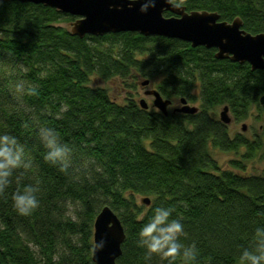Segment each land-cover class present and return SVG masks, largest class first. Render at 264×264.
Masks as SVG:
<instances>
[{"label":"trees","instance_id":"trees-1","mask_svg":"<svg viewBox=\"0 0 264 264\" xmlns=\"http://www.w3.org/2000/svg\"><path fill=\"white\" fill-rule=\"evenodd\" d=\"M171 1L187 11H216L220 20L239 17L244 30L264 32V0ZM72 18L40 3L0 1V130L16 135L32 161L22 183L40 187V206L28 216L12 208L14 180L0 193V264H94L93 220L104 205L125 234L116 264H145L136 233L156 204L182 218L181 239L199 249L195 264H239V250L264 225V70L166 36L78 37L58 24ZM91 78H117L126 91L148 78L163 98L197 101L198 110L165 115L140 107L131 94L117 102ZM17 79L36 84L38 94L18 100L11 91ZM223 105L233 122L252 116L257 127L249 135L231 132L218 118ZM39 126L57 131L75 163L90 159L102 172L74 180L48 164L35 138ZM214 149L239 157L223 168ZM256 157L261 171L246 172ZM144 196L148 205L140 202ZM175 264H182L179 257Z\"/></svg>","mask_w":264,"mask_h":264},{"label":"water","instance_id":"water-1","mask_svg":"<svg viewBox=\"0 0 264 264\" xmlns=\"http://www.w3.org/2000/svg\"><path fill=\"white\" fill-rule=\"evenodd\" d=\"M11 1V0H0ZM40 3L66 13L73 18L66 24L71 35L83 37L85 34L103 35L121 31L138 32L142 35H160L189 42L191 46L213 47L217 59L228 58L233 62H247L251 70H264V32L252 34L242 28V20L234 17L230 21L220 20L219 14L211 10H185L184 6L171 0H156L155 6L147 12L138 11L143 0H17ZM167 11L171 15L165 16ZM149 79L140 81L144 87ZM143 94L151 97V105L163 114L168 113L171 100L163 98L155 88L144 89ZM180 106L172 111L195 113L198 107L190 105L184 97ZM264 102V95L260 103ZM140 107L147 108L144 98L138 101ZM219 120L228 125L231 115L227 105L220 107ZM245 125H241V130ZM140 202L148 205L144 196ZM123 226L117 214L104 205L95 215L92 228L91 260L94 264H116L124 240ZM103 247L93 250L97 241Z\"/></svg>","mask_w":264,"mask_h":264},{"label":"clouds","instance_id":"clouds-1","mask_svg":"<svg viewBox=\"0 0 264 264\" xmlns=\"http://www.w3.org/2000/svg\"><path fill=\"white\" fill-rule=\"evenodd\" d=\"M135 0H129V6ZM156 0H143L138 11L147 12L154 7ZM27 71L26 68H21ZM45 73H41V76ZM12 94L18 99L38 94L37 85L24 79H17L11 86ZM67 109L64 105L61 111ZM26 111L29 109L26 108ZM35 138L45 149L43 160L56 166L61 172L79 180L81 174L101 173L102 168L90 159H82L79 163L73 160V148L61 139L57 131L48 126H39ZM32 167V161L19 138L7 130H0V193H4L9 185L16 183L11 192L12 208L20 216L32 214L40 206L39 181L22 183L25 172ZM170 206L156 204L148 213L140 217L142 223L136 233V244L144 250L145 264H152L154 257L161 264H175L177 257L182 264H195L199 249L194 241L185 243L181 237L187 233L182 218L172 216ZM103 247V241H97L93 250ZM239 264H264V225L254 228L248 246L242 247L238 253Z\"/></svg>","mask_w":264,"mask_h":264},{"label":"rangeland","instance_id":"rangeland-1","mask_svg":"<svg viewBox=\"0 0 264 264\" xmlns=\"http://www.w3.org/2000/svg\"><path fill=\"white\" fill-rule=\"evenodd\" d=\"M68 21L69 20H64V21L59 22L58 24L60 26H63L66 28V24ZM134 82H135V87L129 88L127 91L123 89L122 82L120 80H118L117 78H112V79H109L107 81H103V80L98 79V78H91L90 84L92 86L99 85V86L106 88L110 97L117 102H122L125 96L131 94L137 100L139 98H144L148 104V107L152 108L151 97L144 95L143 90L149 89V88H154L153 81L149 80V83L144 87L139 85L138 80H134ZM193 92L197 94V88H195L193 90ZM189 104L198 106L197 101L189 102ZM179 106H180V102L175 99L172 101L171 105L168 106V110L170 111L173 108L179 107ZM219 109L220 108L217 109V112L219 111ZM242 124L245 125L244 130H241ZM257 125H258V122L254 121L252 116H250L244 120L237 121V122H233L231 120V122L228 124L231 132L238 131V132L246 133L247 135H249L251 133L252 128L257 127ZM212 151H213V155L215 156V158L217 159V161L219 162V164L223 168L228 167L227 161L229 159L239 157L238 154H235L232 152H221V151H218L215 149ZM239 151L241 152L242 150L240 149ZM262 167H263V161L257 157L255 159L249 161V162H246V164H245L246 172H248V173L260 172ZM136 199L139 200V197H136Z\"/></svg>","mask_w":264,"mask_h":264},{"label":"flooded vegetation","instance_id":"flooded-vegetation-1","mask_svg":"<svg viewBox=\"0 0 264 264\" xmlns=\"http://www.w3.org/2000/svg\"><path fill=\"white\" fill-rule=\"evenodd\" d=\"M170 105H171V104H170ZM170 105H169V106H170ZM175 108H176V107H175ZM173 109H174V108H173Z\"/></svg>","mask_w":264,"mask_h":264}]
</instances>
